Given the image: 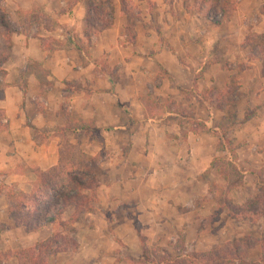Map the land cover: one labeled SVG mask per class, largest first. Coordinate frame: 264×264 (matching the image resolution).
<instances>
[{"label":"rangeland","instance_id":"rangeland-1","mask_svg":"<svg viewBox=\"0 0 264 264\" xmlns=\"http://www.w3.org/2000/svg\"><path fill=\"white\" fill-rule=\"evenodd\" d=\"M90 1L88 2L90 3ZM128 1L130 13L123 10L120 0L122 10L127 14L126 42L128 44L136 42L137 30L140 26L149 34L153 31L158 33L161 30L170 32L173 30L171 34L174 36L184 34L185 40L190 37V40L184 43L186 47L192 46V48L186 49L187 53L182 52L180 60L196 68L195 84L188 93L191 103L185 102V98L165 97L153 92L156 87L160 88L162 79L166 77V73L161 68L157 77L153 76L154 81L149 80L148 86L142 90L140 102L146 107L147 111L144 109L146 114H140L139 121L132 120V122L135 125L139 124L138 128L142 124L146 125L149 121L152 123L158 121L161 122L158 123L159 125H164L163 130L160 128L156 130L161 134L155 132V137L166 138L163 149L160 147L161 152L159 151V154L156 155L158 158L163 157V162L166 159L172 162L175 152L179 155H187L188 147L185 142L191 133L198 134L200 131H204L219 139V141L217 140L218 151L214 160L210 167L203 172L205 176L202 178L206 189L203 193L191 194L194 198L200 196L196 202L200 203V208L191 213V219L201 218L197 224H199V228L205 230L206 237L202 241L199 236L197 238L194 236L191 244L187 246L185 232L180 230L178 233L170 235L169 233L173 231L171 229L167 236L162 232L161 239L164 243L162 246L161 244L153 246L150 242L153 240V236L150 235L152 227L149 226L150 224L147 226L141 224L135 214L136 212L129 210L134 206L137 207V203L142 199L132 195V199H128L129 205H116V200L119 201L116 198L118 196L112 197L115 194L110 196V193L107 196L111 188H116L114 186L115 180L105 176L106 174L110 175L111 164H118L113 159L116 152L106 147L108 143L106 139H115L116 142H128L132 137L143 140L141 137H146L145 134L148 135L149 131L146 130L145 132L142 127L136 131V126L133 125V130L128 129L126 132L109 136L102 134L101 129H98L93 122L81 123L78 121L79 117H76L72 123L70 121L66 126L54 131H41V133L35 131L34 128L32 129L38 140L54 134L60 136L61 162L69 165L73 164L74 161L86 163L84 169L76 164L69 169L70 173L72 172L78 178L85 180L93 177V173L90 172L95 173L94 189L87 193V209L78 213L75 203L72 202L64 208V213L56 226H47V230L45 227L38 232L28 231L25 226L18 224L9 213L10 205L17 201L12 196V191L14 190L18 194H30L40 172L50 170L52 167L45 170L22 163L16 168V172L21 173L22 177L16 178L10 177L9 173L0 170V264H26L21 258L29 256L28 253H34L32 249L40 244L41 252L36 253L43 254V264H76L75 262L79 257L78 252L82 246L83 248L87 246L88 253H96V256L99 257L105 255L108 257L107 260L113 259L114 263L124 257L130 264H163V260H171V258L185 260L184 257L188 254L216 253L220 249L226 252L231 247L234 248L236 244L243 248L242 259L246 258L248 261H253L261 256L262 248L260 246L264 243V114L258 113L257 110L261 104H264V0ZM91 3L99 9V12L92 10L90 18V22H95V24L93 23L95 26L89 28L95 32L102 27L104 19L113 22V9L108 0L91 1ZM222 8L227 11L225 14L222 12ZM3 10L6 12L5 15L3 14L4 21L15 29L9 32L0 23V34H2L0 36V50L9 54L10 58L12 34L17 30L27 31L35 23L40 22L42 24L48 19L32 12L27 21L22 18L19 20L16 18V21H12L7 16L4 0H0V11ZM52 20L48 25L53 26L55 24V19ZM182 24L187 25L186 27L189 29L176 30ZM166 38L161 37L159 44L168 42ZM242 38L244 39L240 43L239 40ZM193 40L196 41V44H191ZM92 51L90 44L84 45V58L96 65V72L100 71L104 74L109 73L113 77H120L122 67L110 64L109 53L99 58H93ZM134 67L136 65L131 68ZM222 67L230 70L231 73L233 72L235 76H227V70L220 72ZM2 68L4 69V65ZM144 69L151 71L150 67L144 66ZM30 70L41 71L40 64L31 63ZM123 76L125 77V75ZM214 77L217 79V83L212 82ZM147 78H151L150 72L147 74ZM125 79L129 78L125 77ZM206 79L208 84L205 82ZM198 80L201 81V85L203 84L201 90ZM227 80H233V82L231 84L228 82L225 85ZM71 88L81 90L89 87H83L78 83ZM57 90L63 94L58 102L61 112L64 117L70 118L72 115L70 96L74 92L71 89L67 90V87L64 86L58 87ZM125 90L124 88L121 89L118 94L123 95ZM199 93L201 97H198ZM198 99L203 103L206 101L208 104H205L210 105L211 108L202 106ZM250 100L255 101V106L251 105ZM129 103L132 102L128 101ZM185 103H187L186 106ZM193 105H195V109L189 108ZM37 107L43 111L45 100L40 99ZM206 107L208 110L205 109ZM130 108L134 109L133 106ZM169 113L174 115L169 117ZM252 117L253 121L248 128H242V125ZM241 122L243 123L241 124ZM130 124L131 122L128 123L131 127ZM83 126L89 128L88 131L71 134H66L63 131L65 127ZM136 143L142 145V142ZM86 144H92L89 153L86 152ZM137 145L135 148H138ZM131 149L132 147L128 145L125 150L129 153ZM202 151L203 149L199 148L201 156L204 155ZM135 163L139 164V167L143 165L142 172L145 173L139 175L141 178L135 177L136 180H133L135 182L131 185L139 186L138 189L142 190L146 185L143 178L149 176L151 163L147 160L136 161ZM167 164L168 162L165 163V165ZM86 168H89L90 172ZM165 172L164 167H160L156 174L153 172L156 178L153 177L152 181L156 180L157 184H160L159 182L164 183L161 184L162 186L169 184L172 179L167 180ZM104 187L108 188V190H104L105 194ZM67 189L70 190V187ZM174 195L170 193V195L164 196L166 200H169L175 197ZM143 199L146 200L147 198L143 197ZM142 204L143 202L140 205ZM57 205L60 207L61 201H57ZM128 210L135 217L133 232L140 240L142 255L147 256L145 260L134 254L132 246L121 240H119V246H116V239L112 235H116V233H113V227L110 226V223L107 225V222L114 223L117 220H127L131 216ZM74 217L77 218L76 221L73 220ZM85 220L90 222L87 223ZM86 225H92L97 229L110 228L112 230L111 239L108 237L102 239L103 235L99 238L97 236L92 237L87 229L89 227ZM117 228L124 229L125 227L118 226ZM201 229L200 232L203 231ZM25 232L32 237H39V240L28 239ZM106 232L104 234L108 233ZM39 233L42 237L32 235ZM87 233L88 238L85 237L83 240V236ZM96 239H101L102 243ZM255 241L261 244L249 250L248 245ZM88 253H81L80 255L87 257ZM81 262V260L80 263L78 261V264Z\"/></svg>","mask_w":264,"mask_h":264},{"label":"crops","instance_id":"crops-1","mask_svg":"<svg viewBox=\"0 0 264 264\" xmlns=\"http://www.w3.org/2000/svg\"><path fill=\"white\" fill-rule=\"evenodd\" d=\"M88 1L4 0L7 16L12 21H16V18L27 21L32 12L48 19L42 24L35 23L27 31H17L12 34L10 58L3 64L6 74L0 73V94L2 95L0 109L4 112V117L0 118V170L9 173L10 177H22L21 173L16 172V168L22 163L46 170L60 162V136L54 134L38 140L32 128L40 129V131H54L66 126L70 121L72 123L76 117H79L78 121L81 123L93 122L104 135L114 136V134L126 132L128 129L133 130L132 126L135 123L132 120L139 121L140 114L145 115L147 111L144 104L142 105L140 102L142 90L148 86L149 80L154 81L153 76L157 77L161 68L166 73V77L162 79L160 88L156 87L153 92L165 97L185 98V102L191 103L188 93L195 84L196 68L180 60L182 52L187 53L186 49L192 48V46L186 47L184 43L189 41L190 37L185 40L184 34L174 36L171 34L173 30L171 32L161 30L158 33L153 31L149 34L140 26L137 30L136 42L128 44L126 42L127 14L122 10L120 0H111L112 26L93 35L92 38H88ZM52 19H55V24L50 26L48 24L50 20L53 21ZM186 26L182 24L176 30L189 29ZM161 37H167L168 42L159 44ZM243 39H240L239 42L242 43ZM87 44L91 45L93 58H99L109 53L110 64L122 67L120 77H113L109 73L104 74L100 71L96 72V65L84 58L83 48ZM191 44H196V41H191ZM33 62L40 64L41 71L30 70V64ZM134 65L136 67L131 68ZM144 66L150 67L151 71H145ZM27 70L30 71L27 72ZM226 70L227 76H235L233 72L231 73L224 67L220 69V72H226ZM149 72L150 79L147 78ZM123 75L130 80L125 79ZM207 81L206 79L205 82L207 83ZM212 82L217 83V79L214 77ZM232 82L233 80H227L225 85ZM78 83L89 88L81 90L71 88ZM198 85L201 90L203 84L201 85L200 80H198ZM63 86L67 87V90L74 89V93L70 96L72 103L70 118L63 116L58 103L63 94L57 89ZM91 88L93 89L91 90ZM123 88L126 89L123 95L118 94ZM198 97H201L200 93ZM40 99L45 100L43 111L37 107ZM128 101L132 103L128 104ZM198 102H201L202 106H208L206 101L203 103L198 99ZM250 102L252 106H255V101L250 100ZM131 106L134 109L130 108ZM260 106L262 108L260 107L257 111L264 114V104ZM208 107L205 109L208 110ZM189 108L195 109V105ZM172 115L174 114H168L169 117ZM252 121L253 117L247 120L242 128L247 129ZM130 122L131 127L128 125ZM158 123L161 122L152 123L149 121L146 125L139 126L145 132L149 131V136L145 134V139L141 137L143 140L133 137L128 142L106 139L108 141L106 147L116 152V155L113 154L115 155L113 159L115 163L118 162L117 165L111 164L109 176L104 174L107 178L115 180L116 183L114 185L116 188H111L107 196L109 193L110 196L115 194L112 197L118 196L116 198L119 201L115 198L118 206L129 205L128 199H132V195L142 199L137 203V207L129 208L128 206V208L134 213L136 212L141 224L144 226L150 224L149 226L152 227L150 235L153 236V240L150 242L153 246L159 244L162 246L164 244L161 239L162 232L167 236L171 229L173 231L169 233L170 235L183 230L186 234V245L189 246L194 236L196 238L199 236L202 241L206 237L205 230L199 228V224H197L201 218L191 219V213L200 208V203H196L200 196L194 198L191 194H200L206 189L202 178L205 176L203 172L210 167L214 160L218 151L217 140L219 141V139L204 131H200L198 134L191 133L185 142L188 147L187 155H179L175 152L172 162L168 159L163 162V157L156 156L159 151L161 152L160 147H164L163 144L165 145L166 141L164 137H155V132L161 134L156 131L157 129H164V125ZM138 125H135L136 131L139 129ZM106 128L111 130H105ZM71 133L73 132H68V134ZM136 142H142V145H137ZM91 145L86 144L87 153H89ZM128 145L132 147L129 153L125 150ZM136 145L138 148H135ZM199 148L203 149V156L199 154ZM145 160L151 163L150 174L143 178L146 185L142 190H139V186H132L131 183L135 182L133 181L136 180L135 177L141 178L139 175L145 172H142L144 166L139 167V164L137 165L135 162ZM166 162H168L167 165H165ZM170 163L173 164L169 165ZM162 166L164 172L168 169L165 172L167 180L172 179L169 184L164 186L161 185L164 184L162 182L157 184L156 180L152 181ZM104 190H108V188L104 187ZM170 193L175 194V197L166 200L164 195H170ZM143 197L147 199L144 200ZM142 202L143 204L140 205ZM129 215L131 216L127 220L107 222V225L110 223L113 233H116V235L112 234L116 239V246H119V240H121L132 246L134 254L145 260L147 256L142 255L140 240L133 232L135 217L132 216L133 213H129ZM85 221L90 222L89 220ZM118 226L125 228L119 229ZM86 227H89L87 229L92 237L99 238L103 235L102 239L104 237L111 239L112 230L110 228L97 229L92 225H86ZM200 229L203 231L200 232ZM25 235L28 239L39 240V237H32L26 232ZM32 235L42 237L41 233ZM83 237V240L85 237L88 238V233ZM96 240L101 242V239ZM81 253H88L87 246L85 248L82 246L78 252L79 257L76 264L78 261L80 263V260L81 264H130L126 258L122 257V254V259L114 263L113 259L107 260L108 257L105 255L99 257L96 256V253H88L87 257L85 255L81 257Z\"/></svg>","mask_w":264,"mask_h":264},{"label":"trees","instance_id":"trees-1","mask_svg":"<svg viewBox=\"0 0 264 264\" xmlns=\"http://www.w3.org/2000/svg\"><path fill=\"white\" fill-rule=\"evenodd\" d=\"M110 5L112 1L108 0ZM123 10L130 13V6L128 0H121ZM88 6V28L94 27L95 22H90L92 10L99 12L98 7H95L93 3H90ZM222 12L225 14L227 11L225 8H222ZM5 10L0 11V23L9 30V32L14 31V28H11L9 23L4 21ZM101 13V12H100ZM103 13V11H102ZM2 14V15H1ZM107 21V22H105ZM94 23V24H93ZM93 24V25H92ZM113 22L104 19L102 27L97 29L95 32L89 28L87 31V37H91L93 34H98L104 31L107 28L112 26ZM13 29V30H12ZM129 30V28H128ZM18 31V30H17ZM9 59V54L4 53L0 50V73L2 75L6 74V71L2 68L3 64L6 63ZM2 95L0 94V98ZM4 117V112L0 109V118ZM1 126V123H0ZM35 131L41 132L39 129L34 128ZM87 127H65L63 131L81 133L88 131ZM105 130H111L106 128ZM42 133V132H41ZM48 135V134H47ZM83 162H73V164H67L65 162H59L58 165L52 167L50 170L41 171L40 176L34 183V188L30 194H18L14 190L12 191V196L17 200L15 204H11L9 208L10 215L14 220L26 227L28 231L38 232L42 231L47 226H56L57 222L61 219L64 208L71 204L75 203V208L78 213L87 209L88 203V192L94 189L95 183V173L90 172L89 168H86L90 173H93V177L89 180L78 178L74 173H70L69 169L73 166H79L84 169ZM68 170V171H67ZM70 187V190L67 189ZM68 190V191H67ZM57 201H61L62 205L59 207ZM77 219V218H76ZM75 217L73 218L76 221ZM258 241H255L248 245L249 250L260 245ZM262 248L261 256L258 259L253 261H248L246 258L242 259L243 248L238 244L234 248H230L229 251L220 249L216 253H207L201 255H186L184 259L171 258V260H163L162 263H179V264H230V263H242V264H264V243L260 246ZM34 253H28L29 256L22 257V261L26 264H43L41 244L32 249ZM246 256V254H245ZM247 257V256H246ZM247 261V262H246Z\"/></svg>","mask_w":264,"mask_h":264}]
</instances>
